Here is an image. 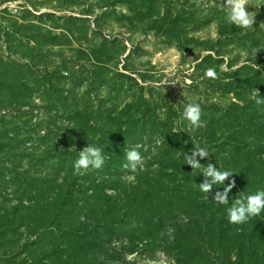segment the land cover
<instances>
[{
    "label": "rangeland",
    "instance_id": "obj_1",
    "mask_svg": "<svg viewBox=\"0 0 264 264\" xmlns=\"http://www.w3.org/2000/svg\"><path fill=\"white\" fill-rule=\"evenodd\" d=\"M222 3L0 0V264H264V211L227 219L264 190L251 97H264V0L246 6L251 29ZM193 102L195 130L182 118ZM88 144L105 164L77 174ZM194 147L209 152L200 169L185 164ZM208 163L233 174L205 194Z\"/></svg>",
    "mask_w": 264,
    "mask_h": 264
},
{
    "label": "clouds",
    "instance_id": "obj_2",
    "mask_svg": "<svg viewBox=\"0 0 264 264\" xmlns=\"http://www.w3.org/2000/svg\"><path fill=\"white\" fill-rule=\"evenodd\" d=\"M223 6L226 9L227 21L241 29H251L255 24L254 12H249L246 6L251 4L250 0H223ZM261 49H253L255 56ZM206 77L216 79L217 72L214 68H208L205 72ZM252 99L256 105L264 106V97L261 96L258 89H254L251 93ZM202 109L199 103H188L185 105L182 118L186 120L191 129L195 130L201 126ZM127 163L123 167L131 173H135L137 169L143 170L145 159L136 150L135 147L126 152ZM209 157V152L205 148L194 147L190 154H185V164L191 166L192 169H200L202 164L201 159ZM105 164V157L102 154V149L94 145L84 147L79 151L78 159L74 162V171L77 174H83L89 168L101 169ZM202 174L204 180L199 184L200 190L207 194L210 193L213 185H223L232 172L221 171L214 164L208 163L203 168ZM129 180H134L135 176L127 177ZM236 186L235 180H231L222 192L217 191L214 194L213 200L218 204H228L229 193ZM208 199V196L206 195ZM264 211V190H259L255 194L247 195L234 200V203L227 209V219L230 224L242 225L250 219L257 217Z\"/></svg>",
    "mask_w": 264,
    "mask_h": 264
}]
</instances>
